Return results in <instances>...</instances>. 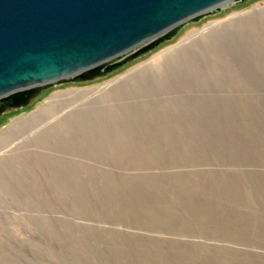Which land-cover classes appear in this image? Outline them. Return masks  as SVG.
<instances>
[{
	"label": "rangeland",
	"instance_id": "obj_1",
	"mask_svg": "<svg viewBox=\"0 0 264 264\" xmlns=\"http://www.w3.org/2000/svg\"><path fill=\"white\" fill-rule=\"evenodd\" d=\"M147 41L0 112V264H264V0Z\"/></svg>",
	"mask_w": 264,
	"mask_h": 264
},
{
	"label": "water",
	"instance_id": "obj_2",
	"mask_svg": "<svg viewBox=\"0 0 264 264\" xmlns=\"http://www.w3.org/2000/svg\"><path fill=\"white\" fill-rule=\"evenodd\" d=\"M221 1L0 0V100L19 107L49 84L103 75Z\"/></svg>",
	"mask_w": 264,
	"mask_h": 264
},
{
	"label": "bare ground",
	"instance_id": "obj_3",
	"mask_svg": "<svg viewBox=\"0 0 264 264\" xmlns=\"http://www.w3.org/2000/svg\"><path fill=\"white\" fill-rule=\"evenodd\" d=\"M58 101L56 103H60L61 101H59V99H57ZM51 107L49 109H47L46 111H43L41 113L38 114H34L29 120H26L24 122H22L20 125L16 126V128H19V131H21L22 128L24 127H35L37 128L38 126H40V124L42 122H45L48 120V118L52 117L49 115L50 112H53V106L55 105L54 102H52ZM55 115V114H54ZM57 124V123H56ZM58 125V124H57ZM39 129V128H38ZM37 137V136H36ZM47 137V136H46ZM39 138V137H38ZM5 139L3 137H0V145L2 143H4ZM4 146V145H3ZM2 147V146H1ZM3 149V148H0ZM3 152V151H2Z\"/></svg>",
	"mask_w": 264,
	"mask_h": 264
},
{
	"label": "flooded vegetation",
	"instance_id": "obj_4",
	"mask_svg": "<svg viewBox=\"0 0 264 264\" xmlns=\"http://www.w3.org/2000/svg\"><path fill=\"white\" fill-rule=\"evenodd\" d=\"M10 102V99L0 100V105H4V110L11 108V106H8L7 104ZM3 110V111H4ZM2 112V111H1Z\"/></svg>",
	"mask_w": 264,
	"mask_h": 264
}]
</instances>
